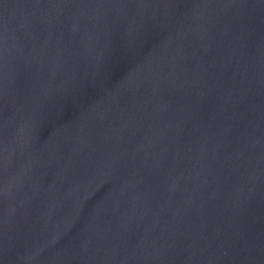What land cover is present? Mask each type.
<instances>
[{"label":"water","instance_id":"water-1","mask_svg":"<svg viewBox=\"0 0 264 264\" xmlns=\"http://www.w3.org/2000/svg\"><path fill=\"white\" fill-rule=\"evenodd\" d=\"M0 264H264V0H0Z\"/></svg>","mask_w":264,"mask_h":264}]
</instances>
